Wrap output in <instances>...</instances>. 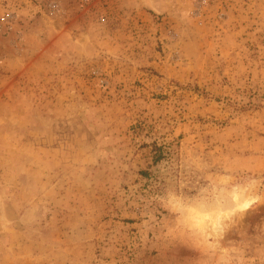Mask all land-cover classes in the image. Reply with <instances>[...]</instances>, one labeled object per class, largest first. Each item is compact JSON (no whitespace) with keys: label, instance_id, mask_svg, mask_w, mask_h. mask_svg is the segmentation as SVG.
Segmentation results:
<instances>
[{"label":"rangeland","instance_id":"rangeland-1","mask_svg":"<svg viewBox=\"0 0 264 264\" xmlns=\"http://www.w3.org/2000/svg\"><path fill=\"white\" fill-rule=\"evenodd\" d=\"M0 264H264V0H0Z\"/></svg>","mask_w":264,"mask_h":264},{"label":"bare ground","instance_id":"bare-ground-1","mask_svg":"<svg viewBox=\"0 0 264 264\" xmlns=\"http://www.w3.org/2000/svg\"><path fill=\"white\" fill-rule=\"evenodd\" d=\"M219 218H221L220 216H210V218H209V220H210V226H211V228L215 231L216 230V225H217V223H218V221H219Z\"/></svg>","mask_w":264,"mask_h":264}]
</instances>
